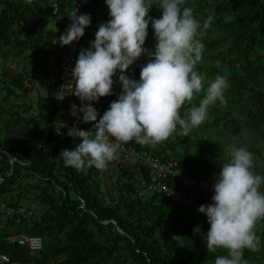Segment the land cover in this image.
Instances as JSON below:
<instances>
[{
  "label": "trees",
  "instance_id": "trees-1",
  "mask_svg": "<svg viewBox=\"0 0 264 264\" xmlns=\"http://www.w3.org/2000/svg\"><path fill=\"white\" fill-rule=\"evenodd\" d=\"M37 1L0 0V50L18 47L30 51L39 60L45 79L47 58L61 53L62 46L52 41L62 35L63 26L50 15V0H41L57 25L56 29H46L43 8ZM57 1L59 17L63 19L70 4L68 0ZM182 7H191L201 24L213 16L202 37L205 61L198 63L195 70L206 76L205 88L216 75L227 77V103L221 105L217 101L210 106L206 120L187 136L180 135L177 126L159 151L153 146L136 147L156 155L171 151L182 169L214 184L221 166L229 160V149L246 146L254 154L255 172L264 175V0H185ZM150 44L154 46L153 42ZM224 44L227 50L219 52L218 47ZM25 82L22 75H6L0 81V91H5V97H19L16 91L28 92ZM42 87L46 89L44 125L53 119L61 121L52 88L47 81ZM203 96V91L194 94L193 100L180 109L181 116L190 106H198ZM88 126L91 128L92 124ZM36 136L19 138L7 130L0 135V169L7 168L8 157L16 160L13 176L0 186V199L5 204L19 205L6 198L23 171L45 184L39 188L38 198L46 208L41 215L35 214L30 224L18 223L16 219L3 222L0 213V249L12 262L214 264L215 256L226 254L221 250L207 251L204 237L210 226L198 209L147 190L144 168L114 166L109 172L111 183L103 192L98 185L88 183L92 176L102 177L100 171L94 167L84 171L66 168L59 157L62 150L73 149L79 143L77 139L64 132L53 140L52 156L48 158L37 152ZM197 226L201 232L194 234ZM255 231L260 237V249H245L243 259L248 264H264L261 221ZM16 234L41 237L43 250L30 256L16 243L7 241Z\"/></svg>",
  "mask_w": 264,
  "mask_h": 264
},
{
  "label": "clouds",
  "instance_id": "clouds-1",
  "mask_svg": "<svg viewBox=\"0 0 264 264\" xmlns=\"http://www.w3.org/2000/svg\"><path fill=\"white\" fill-rule=\"evenodd\" d=\"M184 3L105 0L110 19L99 25L94 42L80 51L71 70L72 95L82 106L71 105L70 115L77 123L92 127L85 131L74 124L69 130V136L79 143L60 152L64 167L77 171L94 167L102 172L118 158L122 145L135 141L141 146H155L172 136L177 126L179 134L187 136L206 120L210 106L217 101L226 105L227 77L218 74L205 88L206 76L195 70L205 47L202 37L213 16L201 24L191 7H182ZM153 5L161 12L159 19L148 15ZM76 11L69 18L71 26L53 44L66 46L84 35L91 18L89 14L77 16ZM149 23L156 41L154 51L143 47ZM142 55H147L149 62L142 66L139 80H133L124 73ZM117 71L122 91L97 122L98 112L91 102L112 95V78ZM202 91L199 105L190 106L182 117V106ZM228 154V162L215 178L212 202L201 205L198 212L207 217L210 226L204 237L207 251L226 253L215 256L214 264H248L243 259L244 250L260 249L255 229L264 221V191L260 190L264 175L255 172L254 154L246 146H232ZM193 231L199 234L201 229L197 226Z\"/></svg>",
  "mask_w": 264,
  "mask_h": 264
},
{
  "label": "built area",
  "instance_id": "built-area-1",
  "mask_svg": "<svg viewBox=\"0 0 264 264\" xmlns=\"http://www.w3.org/2000/svg\"><path fill=\"white\" fill-rule=\"evenodd\" d=\"M69 11L65 18L59 17V3L57 0H50L49 10L52 17H56L58 23L63 26L62 35L71 26L70 16L76 8V15L83 14L85 7L90 0H68ZM58 10L55 11V7ZM85 30V29H84ZM81 42L89 43L84 35L79 40L73 41L69 45L62 46L59 55H50L46 60V68L48 76L45 79L29 78L25 85L28 87H40L43 82L47 81L52 88L54 101L60 111H64L67 120L53 119L45 124L37 132L36 150L38 153L51 158L53 149V140L61 137L64 132H69L74 124L82 130H90L89 124L83 122L77 123L76 118L70 115V106L75 104L77 108L81 107V101L75 97L74 82L71 83V70L74 68L77 57L81 50ZM125 74V73H124ZM118 74L113 88L115 94L113 96L102 97L98 101L91 102L98 113L104 114L111 102L117 99L122 91V86L118 82ZM64 96L62 100L58 99ZM88 102H85L87 104ZM82 116V113H78ZM135 141H130L122 145L117 153V159L113 161L115 166L125 165L129 167L144 168L147 170L146 187L150 193L164 195L170 198L174 203L182 205L190 209H198L201 205L210 204L211 197L214 195L213 183L209 180L195 176L179 166L178 160L171 151H167L164 155H156L148 152L143 148H137ZM16 160L8 157L7 168L0 169V186L4 185L7 179L11 178L14 173ZM25 166L24 163H20ZM264 191V190H263ZM0 212L6 219H16V222L23 221L30 224L35 217L32 209L15 204H5L0 199ZM203 215L207 223V217ZM264 224V221H261ZM208 224V223H207ZM7 241L16 243L19 247L25 249L30 256H36L43 250V240L39 236L16 234L7 238ZM0 263L6 264H34L33 262H12L10 257L0 249Z\"/></svg>",
  "mask_w": 264,
  "mask_h": 264
},
{
  "label": "rangeland",
  "instance_id": "rangeland-1",
  "mask_svg": "<svg viewBox=\"0 0 264 264\" xmlns=\"http://www.w3.org/2000/svg\"><path fill=\"white\" fill-rule=\"evenodd\" d=\"M211 5V3H210ZM41 15H44V23L46 29H56V24H54V19L49 15V13L43 8ZM153 19H159L161 12L156 5H153L148 14ZM53 22V24H52ZM86 32V28L84 33ZM148 35L145 40L143 47L149 51H154L155 39L151 23L147 29ZM153 42L154 46L150 44ZM219 52H224L227 50V45H220ZM4 51V56L1 55ZM205 60H201L198 63H204ZM149 62V57L147 55H142L138 58L133 66H136V74L133 76L137 77L140 74L141 68ZM39 60L31 55V52L23 49L20 50L18 47L7 49L4 48L0 50V81L6 75H22L25 80L29 78L43 79L42 67L39 66ZM139 79V78H138ZM205 85V84H204ZM26 86V85H25ZM1 88V85H0ZM28 92L16 91L19 97L11 95L5 97V91H0V135L4 134V130L7 133H12L19 138H31L37 135L40 128L44 126V115L45 110L43 109L45 104V88L40 87H28ZM0 156V164H1ZM115 164L110 162L102 173V177H94L88 180V183L92 186H99L100 190L104 192V189L108 187L111 183L109 172ZM45 184L43 181L34 178L24 171L21 173L19 179L14 183L10 195L7 196V200L34 210L36 215H41L45 210V205L42 204L38 197H41V192L39 188H44ZM264 190V185L262 186ZM144 194H146L144 192ZM4 202V201H3ZM1 213V212H0ZM3 222L6 221L4 215L1 216Z\"/></svg>",
  "mask_w": 264,
  "mask_h": 264
},
{
  "label": "crops",
  "instance_id": "crops-1",
  "mask_svg": "<svg viewBox=\"0 0 264 264\" xmlns=\"http://www.w3.org/2000/svg\"><path fill=\"white\" fill-rule=\"evenodd\" d=\"M37 5L41 6L43 8V4H42L41 0L37 1ZM84 14H89L91 19H90V24L88 27H86V32L84 33V38L87 39L89 43L86 44L83 42L81 50L82 49H88L90 47L91 43L94 42L95 33L98 30L99 25L102 23L106 24L110 19L109 10L105 4V0H90L86 6ZM42 18L43 19L45 18L44 15H42ZM52 24H53V22H52ZM132 66H130L129 69L126 70L125 75L128 76L129 78L133 79V80L138 81L140 74H138L137 77L133 76L134 74H136V72L131 71V70H135L136 66H134V67H132ZM118 74H119V71H117V73L113 76V78H112L113 84H114ZM114 94H115V91H114V88L112 86V95H109V96H113ZM106 97H108V96H106ZM61 115H62L63 120H67V115L64 111L61 112ZM102 115H103L102 113H98L97 122L102 117ZM163 143H164V141L153 146V148H155L156 150L159 151L161 148V144H163Z\"/></svg>",
  "mask_w": 264,
  "mask_h": 264
}]
</instances>
